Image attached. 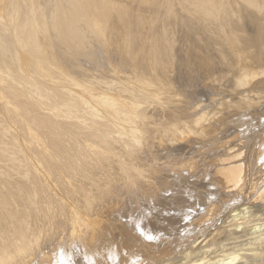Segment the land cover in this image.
Wrapping results in <instances>:
<instances>
[{"label": "bare ground", "instance_id": "obj_1", "mask_svg": "<svg viewBox=\"0 0 264 264\" xmlns=\"http://www.w3.org/2000/svg\"><path fill=\"white\" fill-rule=\"evenodd\" d=\"M240 3L264 14V0H0V264H104L124 259L133 242L135 249L150 250L145 244L138 248L144 242L132 230L140 224L127 220L147 212L160 221L163 211L148 200L135 214L114 215L113 201L124 195L129 201L149 187L138 157L151 151L156 130L169 142L212 132L216 117L177 100L172 90L178 75L175 44L185 46L186 60L192 59L203 37L222 40L227 29L221 45L227 52L217 51L218 61L238 70L235 89L264 75V67L254 70L258 59L249 58L239 21L232 23ZM191 9L207 15L198 19L208 28L179 31V16ZM132 13L146 18L133 22ZM101 49L116 59L114 66L109 61L110 76L96 69ZM210 63L201 58L202 66ZM120 64L124 69L118 71ZM240 99V104L252 101L246 95ZM151 109L165 112L169 121L151 125ZM184 115L189 123L180 122ZM222 156L211 182L224 194L240 187L244 167L234 147ZM259 199L224 216L221 227L229 243L210 250L206 240L203 245L178 240L174 250L160 251L169 259L154 264L263 262L264 199ZM213 213L207 207L198 222ZM145 221L143 229L151 225Z\"/></svg>", "mask_w": 264, "mask_h": 264}, {"label": "rangeland", "instance_id": "obj_2", "mask_svg": "<svg viewBox=\"0 0 264 264\" xmlns=\"http://www.w3.org/2000/svg\"><path fill=\"white\" fill-rule=\"evenodd\" d=\"M237 7V16L232 19V23L236 22V20L239 21L238 24L241 28L240 33L247 39L249 43V48H247L249 58H257L259 60L256 61V63L258 62L257 64L259 65H257L254 70L260 72L261 68L264 67V14L258 13L256 11L254 12L249 8L245 9L243 4L241 3ZM174 8L176 9V6H174ZM198 15H202L204 16V18H207V15L201 13L196 14L192 9L191 13L180 15L177 22L179 31L183 32L184 30H187L191 34L190 28H206V23L200 21L198 19ZM131 18L133 22H135L139 18H142L144 20V18H146V15L132 13ZM216 23H218V21H209L207 24L215 26ZM225 28L232 27L227 26ZM231 30L234 31L233 29ZM224 31H226V33L224 34V38H226V35H228V30L225 29ZM205 38L206 41L198 44L194 48L192 52V59L190 56L186 60L185 46L181 47V45L175 44L176 47H174V49L176 56L174 57V61L177 64L178 75L176 77L174 75L172 90L177 94V100L179 99L181 101H184L193 108L197 104L200 106L202 111L209 112L216 117L213 123L210 125V131H212L213 133L210 132L209 134H207L206 138H202L199 136H190L191 138L189 139L169 142L166 141V138L162 139L161 133L163 131H161V129L154 132L155 138L151 151L148 154H141L140 157H138V162L141 163L143 165V168L147 171V181L149 183V187L147 188V190L142 192L141 195L132 197L129 199V201L125 195L121 198L117 197L116 200L113 201V206L116 208V212L113 211V213L114 215H116L120 213L119 211L123 212L124 210H126L127 212L131 211L135 214L138 204H143L145 201L149 200V202L151 201V204L153 203L154 206H157L159 208L160 212L163 211L162 214L164 217L160 213L159 216H161L162 218H157V220L161 218L160 221H154L156 220L155 217L157 214L152 213L151 217L150 213L141 212L139 216L141 217L140 219L142 221H139L140 219H134L133 217L129 218L127 222L130 226L131 224L133 226L140 224L136 226L134 230H132L133 233L136 232V234L133 235H137L136 238L142 239L144 242L141 243L138 248H140L141 245L145 244L147 246H150V250L148 249V251L145 248H143L144 251L135 249L137 248H134V244L136 242H133V246L131 245V248L134 249H131L129 253L125 252L126 254L122 253L125 260L117 256L119 260H117V258L115 260H107V263H109L110 261L109 264H123L124 262H126L124 264H130V262H133L132 264H138L137 262H140V264H151L153 262L152 264H154L157 263V261L163 262L169 259V255L164 254V256L160 251H164L163 248L165 250L168 249L169 246L170 249L168 250L172 251V248L174 250V248L177 247L176 245H178V240H181L179 242L180 244H188V241L194 240L195 243H201L202 241V245L204 244V240H206V244H208L209 246L207 248H210V250H212L213 246H216L218 244L220 245L224 243L226 244L227 242L229 243V237H227L222 231V227L224 226L222 224L223 219H225L227 213L231 209L242 206L246 207V205L248 204L249 206H254L256 205L255 202L260 200V197L264 199V75L257 76L253 80L254 83L252 82V85H250L249 87L235 89V80L238 70H235V68H233V63L232 67L231 65H222L218 61L217 51L225 50L224 53L227 52L226 48L221 46L223 45L222 43L224 38L221 40L220 37L214 38L212 36H205L203 37V40ZM95 46L97 47L99 46V44L95 43ZM98 51L101 52L98 53L97 60L99 61V64L96 69L102 72L103 75L110 76L111 73L109 72L110 69L108 68L110 67V64L112 66H114L115 63L117 64L116 59L115 57L111 56L112 53L111 51L108 52L109 50L103 51L101 49ZM198 57L209 59L211 63L202 66L201 58ZM109 61L111 62L110 64ZM123 69L124 67L120 64L118 71ZM245 95L248 96V99L251 98L252 101H250L255 105L253 103V105L250 104L251 102H249V104H240V98ZM178 104L181 103H177V105ZM152 110L153 109H151L150 115L153 118H151L150 120L151 125H159L160 123L169 121L167 119V116H164L165 112ZM190 120L191 118H186L185 115L183 116V118H180L181 123H189ZM161 140H164V142ZM226 146L234 147L241 153V156L238 158V160L243 164L244 172L242 175L243 178L241 185L238 189H236L237 192L231 190L230 188L228 191L224 190L223 194V190H219L218 187L215 188V185H212L213 183L211 182V179L214 171L218 168V166H216V161L223 158L224 156L222 155L227 152ZM163 148H165L166 150ZM179 175H181V178L179 177ZM115 190L117 191V189ZM139 197L140 199H138ZM159 198L162 199L159 201ZM115 201L118 203H116ZM207 207L213 208V212L215 213H213L210 219L208 218V222L205 220L203 223H199L200 221L198 222L197 217H199V214L203 213ZM152 210L154 211L155 209ZM222 212H224L225 214L223 215ZM154 213L156 212L154 211ZM218 213L221 215H219ZM218 216L225 217H221L220 219H218ZM144 219H147L149 223L151 222V225L148 224V228L145 227L143 229V227L141 228V225L145 224V226H147V222ZM221 220L222 222H220ZM209 226L210 228H208ZM136 229H140L139 231L141 232L136 231ZM147 233L148 235L152 234L151 238H143V236L147 235ZM184 237L187 239L189 238V240H186ZM172 241L177 242L173 243ZM150 242L152 244H150ZM200 243L199 246H202L200 245ZM180 248L182 250L183 246L178 247V249H175V251L179 250ZM214 248L215 247H213V249ZM143 252L145 253L142 254ZM152 252L154 254H157L154 255ZM146 254H149V256L154 255L157 258H154L153 256L148 258L149 256ZM195 254L196 253L194 252L193 255ZM170 255L172 257V254ZM128 257L129 259L130 257H132L131 260H129ZM154 259L156 260V262H154ZM158 259H160L161 261ZM260 259L264 260V257ZM116 261H118V263ZM120 261H122L123 263ZM256 264H264V261L261 262L260 260V263L258 261L256 262Z\"/></svg>", "mask_w": 264, "mask_h": 264}]
</instances>
